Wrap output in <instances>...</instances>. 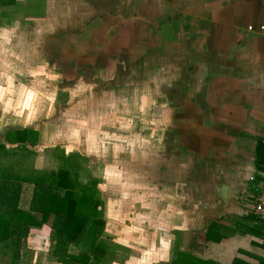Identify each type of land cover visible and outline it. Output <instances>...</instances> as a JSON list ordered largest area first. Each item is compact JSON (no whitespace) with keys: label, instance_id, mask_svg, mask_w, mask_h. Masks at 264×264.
<instances>
[{"label":"crops","instance_id":"1","mask_svg":"<svg viewBox=\"0 0 264 264\" xmlns=\"http://www.w3.org/2000/svg\"><path fill=\"white\" fill-rule=\"evenodd\" d=\"M165 43L202 55L210 89L204 110L181 114L196 125L175 128L189 149L177 169L173 152L170 197L158 195L166 204L152 213L151 233L127 247L114 240L107 264H264V220L254 211L264 173V0H0V144L15 148L8 132L36 131L27 167L50 135L68 149L54 112L94 81L147 70L142 61ZM32 192L23 184L22 209ZM49 237V226L32 228L18 258L16 242L2 243L0 264H59ZM132 248L139 254H126Z\"/></svg>","mask_w":264,"mask_h":264},{"label":"rangeland","instance_id":"2","mask_svg":"<svg viewBox=\"0 0 264 264\" xmlns=\"http://www.w3.org/2000/svg\"><path fill=\"white\" fill-rule=\"evenodd\" d=\"M162 48V54H157L159 48H154V53L142 61L147 70H120V77L113 81L107 78L94 81L99 85L92 92L82 88L86 93L79 96V101L71 108L55 111L52 121L54 125L61 124L57 130L67 131L68 149H59L58 138L50 135L45 143L48 149L40 148L32 159L33 165L30 161L26 168L58 170L65 167L59 158L61 155L85 157V168H74L76 178L86 182L92 173L98 182L103 219L111 231L110 237L101 236V240L108 245H114L115 240L127 247L126 242L146 238L151 233L146 229L154 221L152 213L158 203L166 204L164 196L170 197L173 152L177 169L187 154L184 148L189 149L182 146V143L187 145L186 140L181 138L179 142L175 128L196 125L195 119L181 114L204 110V97L210 89L206 76L212 72L205 71L207 66L200 60L202 55H195L193 51L190 54L187 50L179 55V46L167 44L166 47V43ZM131 59L138 61L136 55H131ZM42 109L38 108L40 112ZM76 109L78 111H74ZM80 111L87 114V118H66V114L76 115ZM54 146L58 148L52 149ZM7 158L5 165L19 157L9 153ZM198 167L202 172L203 166ZM158 195L162 197L159 202ZM141 211L148 214H140ZM126 254L138 255L139 252L132 248Z\"/></svg>","mask_w":264,"mask_h":264},{"label":"trees","instance_id":"3","mask_svg":"<svg viewBox=\"0 0 264 264\" xmlns=\"http://www.w3.org/2000/svg\"><path fill=\"white\" fill-rule=\"evenodd\" d=\"M38 140L39 134L34 130L11 131L6 134V143L19 146L7 149L0 144V245L10 240L16 242L18 255L15 258H18L30 230L47 225L50 227L49 254L57 263H108L113 252L111 244L101 240L105 235V222L98 182L92 173L91 179L83 182L76 178L74 170L85 168L86 158L57 155L63 160L64 168L27 170L25 161L32 157V152L26 144L33 146ZM9 153L19 157L20 162L12 159L5 165L3 162ZM23 184L33 186L28 209L20 207Z\"/></svg>","mask_w":264,"mask_h":264},{"label":"built area","instance_id":"4","mask_svg":"<svg viewBox=\"0 0 264 264\" xmlns=\"http://www.w3.org/2000/svg\"><path fill=\"white\" fill-rule=\"evenodd\" d=\"M263 180L261 181L257 194L254 198V211L255 213L264 220V173Z\"/></svg>","mask_w":264,"mask_h":264}]
</instances>
